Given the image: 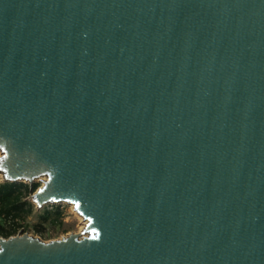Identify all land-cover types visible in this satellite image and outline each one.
I'll return each mask as SVG.
<instances>
[{"label": "water", "instance_id": "water-1", "mask_svg": "<svg viewBox=\"0 0 264 264\" xmlns=\"http://www.w3.org/2000/svg\"><path fill=\"white\" fill-rule=\"evenodd\" d=\"M0 175L85 222L0 264H264V0H0Z\"/></svg>", "mask_w": 264, "mask_h": 264}, {"label": "rangeland", "instance_id": "rangeland-1", "mask_svg": "<svg viewBox=\"0 0 264 264\" xmlns=\"http://www.w3.org/2000/svg\"><path fill=\"white\" fill-rule=\"evenodd\" d=\"M4 184L0 176V185ZM32 185H36L37 189L41 187L42 181L37 180ZM36 189V190H37ZM34 193V192H33ZM33 193H29L28 197L24 201L28 202L32 206V213L28 217H23L18 221V229L16 235L27 234L29 236L38 238L44 242L53 240H59L67 237L71 234H81L83 231V219L74 211L73 207L66 204L49 205L42 209H36L35 205L31 201ZM58 209L61 212V216L57 218L54 214L49 216L47 221L42 220L44 211H53Z\"/></svg>", "mask_w": 264, "mask_h": 264}, {"label": "trees", "instance_id": "trees-1", "mask_svg": "<svg viewBox=\"0 0 264 264\" xmlns=\"http://www.w3.org/2000/svg\"><path fill=\"white\" fill-rule=\"evenodd\" d=\"M36 189V185H32L30 189L23 184L0 185V238L15 236L18 221L31 215L32 206L24 199ZM52 214L57 218L61 216V212L54 208L53 211H44L42 220L47 221Z\"/></svg>", "mask_w": 264, "mask_h": 264}, {"label": "bare ground", "instance_id": "bare-ground-1", "mask_svg": "<svg viewBox=\"0 0 264 264\" xmlns=\"http://www.w3.org/2000/svg\"><path fill=\"white\" fill-rule=\"evenodd\" d=\"M1 176V175H0ZM42 180H44V179H42ZM84 221V220H83ZM85 225V222H84V224H83V226ZM84 228V227H83Z\"/></svg>", "mask_w": 264, "mask_h": 264}]
</instances>
